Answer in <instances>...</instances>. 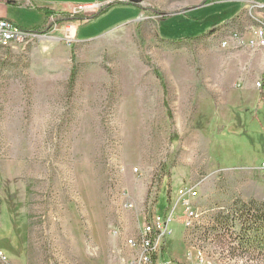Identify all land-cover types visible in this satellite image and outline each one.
Masks as SVG:
<instances>
[{"label": "rangeland", "instance_id": "rangeland-1", "mask_svg": "<svg viewBox=\"0 0 264 264\" xmlns=\"http://www.w3.org/2000/svg\"><path fill=\"white\" fill-rule=\"evenodd\" d=\"M44 1L0 0V264H132L165 213L154 264H264L210 232L264 203V0Z\"/></svg>", "mask_w": 264, "mask_h": 264}, {"label": "trees", "instance_id": "trees-1", "mask_svg": "<svg viewBox=\"0 0 264 264\" xmlns=\"http://www.w3.org/2000/svg\"><path fill=\"white\" fill-rule=\"evenodd\" d=\"M211 221L210 232L216 243L222 245L227 242L231 252L240 250L241 253L255 254L257 259L264 255V203L238 202L231 208L218 212ZM2 224L0 243L7 246L8 255L3 247L0 246V250L12 258L17 253L15 244L11 242L12 230L7 221H2ZM232 243L235 246H230Z\"/></svg>", "mask_w": 264, "mask_h": 264}, {"label": "built area", "instance_id": "built-area-1", "mask_svg": "<svg viewBox=\"0 0 264 264\" xmlns=\"http://www.w3.org/2000/svg\"><path fill=\"white\" fill-rule=\"evenodd\" d=\"M32 32L23 30L13 22L6 19H0V46L6 47L10 44H22L30 40ZM253 43V42H252ZM255 43L264 45V34L257 32ZM193 217L190 214V218ZM172 215L154 214L150 220L144 223L141 232L137 238L128 239L126 246L137 251V257L132 264H154L155 257L160 250L162 242L171 234ZM0 262L5 263V258L0 253ZM162 264H171L163 262Z\"/></svg>", "mask_w": 264, "mask_h": 264}, {"label": "crops", "instance_id": "crops-1", "mask_svg": "<svg viewBox=\"0 0 264 264\" xmlns=\"http://www.w3.org/2000/svg\"><path fill=\"white\" fill-rule=\"evenodd\" d=\"M32 1L37 3L38 5H45L46 4L44 0H32ZM0 19H6V20L11 22V20L7 19L6 17H1ZM42 19H43V17H42Z\"/></svg>", "mask_w": 264, "mask_h": 264}]
</instances>
